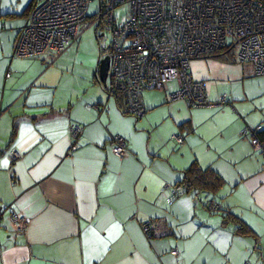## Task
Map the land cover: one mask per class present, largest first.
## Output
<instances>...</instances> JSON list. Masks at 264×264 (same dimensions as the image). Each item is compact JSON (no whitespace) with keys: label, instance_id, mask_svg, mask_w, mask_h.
Instances as JSON below:
<instances>
[{"label":"crops","instance_id":"obj_1","mask_svg":"<svg viewBox=\"0 0 264 264\" xmlns=\"http://www.w3.org/2000/svg\"><path fill=\"white\" fill-rule=\"evenodd\" d=\"M32 1L10 11L0 5V264L264 261V156L251 143L252 130L262 125L264 131V75L234 52L199 59L193 77L205 82L210 100L226 92L231 105L191 107L151 89L145 90L147 111L136 117L124 99L107 94L99 65L67 86L68 75L53 78L55 60L46 64L55 55H13ZM71 123L84 126L76 152H70ZM175 133L184 143L172 139ZM114 134L127 140L123 157L109 144ZM12 151L21 156L14 159ZM194 164L215 169L224 184L215 193L191 190L170 204L171 186ZM211 198L221 205L218 213L205 206ZM11 212L26 217L24 231ZM227 212L253 232L226 224ZM146 220L157 225L150 236Z\"/></svg>","mask_w":264,"mask_h":264},{"label":"built area","instance_id":"obj_2","mask_svg":"<svg viewBox=\"0 0 264 264\" xmlns=\"http://www.w3.org/2000/svg\"><path fill=\"white\" fill-rule=\"evenodd\" d=\"M92 1L33 0L13 55L38 58L66 52L80 35ZM125 3L129 6L127 17L118 22L115 10ZM99 11L103 47L110 60L105 90L110 97L122 96L126 111L136 117L147 111L143 92L151 89L168 91L170 99L183 98L191 107L231 105L226 92L216 100L209 99L205 82L195 79L190 71L193 59L234 52L240 63L250 64L255 74L264 75V0H100ZM172 80L178 85L174 92L169 90ZM261 128L252 130L251 143L264 156V141L258 135ZM83 130L81 124H70V152L82 147ZM172 139L178 144L185 141L180 133ZM109 144L115 155H126L123 135H112ZM11 154L14 159L21 156L17 151ZM171 188L170 204L187 193L180 184ZM208 209L218 212L221 205L211 199ZM10 219L17 229L25 230L26 217L11 212ZM156 226L152 220L142 224L148 236ZM171 252L179 255L177 247Z\"/></svg>","mask_w":264,"mask_h":264},{"label":"rangeland","instance_id":"obj_3","mask_svg":"<svg viewBox=\"0 0 264 264\" xmlns=\"http://www.w3.org/2000/svg\"><path fill=\"white\" fill-rule=\"evenodd\" d=\"M22 4H23V0L21 1L0 0V5L4 6V11H10L11 8L16 10V7ZM128 7H129L128 4L125 3L119 5L116 8L115 15L118 22H123L126 19ZM99 10H100V0H93L89 8V14H88L89 17L85 22L80 35L73 42L71 49L68 50V52H66L63 55L58 54L55 55L54 57L49 58L47 60L48 62H46V64L49 65L53 61V59L55 60L54 62H52V65L50 67V71L53 74V78L55 77V74L57 77H59L61 73L68 75L66 76L67 78L65 79L66 81L65 84L67 86L82 81V79L86 77V74H89L94 69V67L96 69L97 66L99 65L100 60L104 56H106L107 49L103 47L104 37L102 36V33L104 32V26L102 20H100L99 18V14H100ZM61 56L63 57L59 59ZM11 58H12V53L10 54V59ZM26 59H31V58H26ZM57 60L60 61L56 62ZM73 62H76V64H74ZM202 62L203 60H199V59L192 61V63L190 64V71L192 74H194L195 71H199L198 68L202 67ZM42 64L43 63L41 61V65ZM20 65L22 67L28 66L25 60L20 61ZM35 66L36 64L32 63V67L35 68ZM16 69L20 71L19 68ZM1 71H2V67H0V81L2 80ZM3 71L4 73L7 71V66H5ZM73 71H76V73L78 74L79 77L77 79L70 78V75L68 73H72ZM3 75L5 76V74ZM177 89H178V85L176 81L174 80L170 81L169 90L171 92H174ZM146 92L145 91L143 92V101H144V97L146 96ZM155 92L158 93L159 91H155ZM259 264H264V261H261Z\"/></svg>","mask_w":264,"mask_h":264},{"label":"trees","instance_id":"obj_4","mask_svg":"<svg viewBox=\"0 0 264 264\" xmlns=\"http://www.w3.org/2000/svg\"><path fill=\"white\" fill-rule=\"evenodd\" d=\"M33 2V1H32ZM32 2L29 6V9L32 5ZM28 9V11H29ZM28 13V12H27ZM222 55V54H220ZM124 99L122 96H119ZM264 134L263 128H261L258 131V135L260 139L262 140L264 137L262 136ZM263 141V140H262ZM224 184V178L213 168H202L198 164L192 165L190 168H188L185 173L184 177L181 180L180 185L184 186L187 189V192L191 190H196L197 192H209V193H215L222 185ZM216 201L215 198H211ZM209 199V200H211ZM209 200H207L205 206L207 210L211 213H218V212H212L208 209V203ZM221 210V209H220ZM223 219L225 220V223H235L236 224V231L238 233H242L245 235L251 234L253 231L252 229L246 225L239 217L237 218L235 215H232L231 212H227L223 214ZM152 234V233H151Z\"/></svg>","mask_w":264,"mask_h":264},{"label":"water","instance_id":"obj_5","mask_svg":"<svg viewBox=\"0 0 264 264\" xmlns=\"http://www.w3.org/2000/svg\"><path fill=\"white\" fill-rule=\"evenodd\" d=\"M109 66H110V60H109V57L106 55L99 62V80L103 84H106V82H107ZM2 215H3V211H2V214L0 217V224H1L2 219H3Z\"/></svg>","mask_w":264,"mask_h":264}]
</instances>
